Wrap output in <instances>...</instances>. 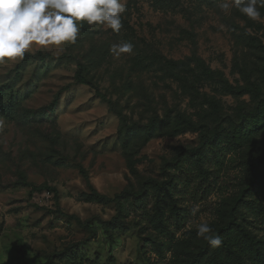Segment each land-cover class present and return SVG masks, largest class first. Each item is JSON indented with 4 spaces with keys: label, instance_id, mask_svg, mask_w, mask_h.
Segmentation results:
<instances>
[{
    "label": "rangeland",
    "instance_id": "1",
    "mask_svg": "<svg viewBox=\"0 0 264 264\" xmlns=\"http://www.w3.org/2000/svg\"><path fill=\"white\" fill-rule=\"evenodd\" d=\"M123 2L119 33L83 23L74 44L33 46L23 60L0 63L1 104L19 107L0 112V264H44L71 248L75 264H234L226 253L203 258L207 241L196 232L201 220L213 232L226 225L233 207L264 248V164L256 161L264 158V125L239 132L259 101L194 82L196 57L233 86H256L264 101V7L253 21L234 7L222 12L223 0ZM120 42L133 52L114 58L110 48ZM37 53L53 58L28 57ZM79 65L92 87L77 82ZM57 97L53 114H36ZM178 114L200 130L184 131ZM155 118L163 124L148 135ZM255 168L262 182L247 190ZM23 180L58 197L17 184ZM150 180L172 181L171 191L126 203L125 227L108 238L102 224L116 207L88 200L91 189L113 198ZM231 242L246 264H264Z\"/></svg>",
    "mask_w": 264,
    "mask_h": 264
},
{
    "label": "clouds",
    "instance_id": "2",
    "mask_svg": "<svg viewBox=\"0 0 264 264\" xmlns=\"http://www.w3.org/2000/svg\"><path fill=\"white\" fill-rule=\"evenodd\" d=\"M258 5L264 7V0H223L219 7L225 14L234 7L250 20L259 21ZM126 10L123 0H0V63L23 60L33 46L62 49L74 44L83 23L119 33ZM133 47L130 42L114 43L110 53L120 58L131 54ZM198 211L199 206L191 209V215ZM190 227L191 222L186 225ZM196 232L212 248L221 246V237L208 221L201 220Z\"/></svg>",
    "mask_w": 264,
    "mask_h": 264
},
{
    "label": "trees",
    "instance_id": "3",
    "mask_svg": "<svg viewBox=\"0 0 264 264\" xmlns=\"http://www.w3.org/2000/svg\"><path fill=\"white\" fill-rule=\"evenodd\" d=\"M29 58L44 62L48 59H52L53 57L44 54V53H37L34 55H29ZM195 62V69L199 71V76H196L194 79L195 81L204 80L208 82H215L221 86V88L228 94L232 96H241V95H251L255 100L258 102V109L255 110L254 113L250 114L246 119L243 120V124L240 126L239 132L241 134V130L244 128L247 124H254L255 126H263L264 125V101L260 97V91L256 86L249 85V86H233L230 84L222 75L221 73L214 72L211 69L207 68L201 59L194 57ZM241 74L244 76L247 75L246 69L240 70ZM84 68L79 65V71L76 74V80L81 85H87L92 87L91 83L83 77ZM188 83V81H187ZM189 84V83H188ZM99 97L103 99L105 102H107L106 96L102 95L100 92H97ZM2 101H0V112L6 113L7 115L10 114H17L19 112V107L10 105L9 107L5 104H1ZM110 104V102H108ZM58 105V97L54 100L52 104L45 107L44 109H41L38 113H36L38 116H46V112L50 111V113H54L56 110V107ZM211 107L216 110L217 104L215 102L211 103ZM25 112V111H24ZM34 112L31 111V113H26L25 117L29 115H33ZM35 115V114H34ZM177 120L180 124V126L183 127L184 131H192V132H198L200 128L192 121L186 119L183 115L178 114ZM163 124L162 121H159V119L155 118L151 121V124L146 127L148 135H152V132L154 131V126L156 124ZM259 164H264V158L257 159ZM79 172L84 176L85 179L88 180L87 174L84 171L83 168L79 167ZM261 178H260V172L256 170V168L253 171V174L251 176V181L248 185L247 190H250L254 187V185L261 184ZM21 184L25 187L32 188L33 192H53L55 194V198H57V191L53 188L42 186L37 187L34 186L25 180H23ZM173 182L172 181H166L163 183H160L155 180H150L145 185H143L142 191L135 193L131 191H125L121 194L115 195L113 198L108 197L106 195H102L99 192H97L94 189H91V193L87 195L88 200L104 204V205H114L116 207V215L107 222H104L102 224L103 230L105 234L108 236V238H113V233L116 230H121L125 227L126 223L123 219L126 210L125 206L126 203L135 204L136 202H143V200L146 198L149 191H154L155 195L161 196L162 194H168L171 191ZM239 201L237 202V204ZM238 207H233L229 213V221L226 225L218 228L215 230L214 233L218 234L222 239L221 246L217 248H212L208 243L206 244V247L203 248L200 252V255L203 258H218L220 254L226 253L230 255V257L234 260V264H246L245 261H243L239 255V252L233 247L231 240H234L237 245L244 251H246L250 256L253 255V259L251 261L253 263L259 262V260L264 261V248L263 244L256 239L254 235H252L248 230L245 228V226L238 221V216L241 214V212H237ZM57 213H59L63 217H67L73 220H76L77 224L81 227H83L86 230H89L90 232H93L90 224L85 223L83 224L79 219L73 216L64 215L60 209H58ZM123 230V229H122ZM125 230V229H124ZM73 252V248L66 250L63 253L54 255L50 257L44 264H63L66 260L71 262V264H75L70 259V254ZM210 262V261H209ZM201 260L197 261V264H200ZM204 264H207L206 262Z\"/></svg>",
    "mask_w": 264,
    "mask_h": 264
}]
</instances>
